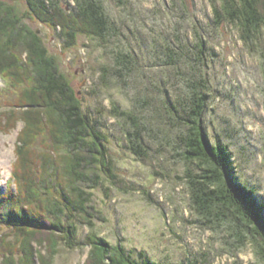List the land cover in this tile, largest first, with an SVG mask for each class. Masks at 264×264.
Wrapping results in <instances>:
<instances>
[{
  "label": "rangeland",
  "instance_id": "374dc122",
  "mask_svg": "<svg viewBox=\"0 0 264 264\" xmlns=\"http://www.w3.org/2000/svg\"><path fill=\"white\" fill-rule=\"evenodd\" d=\"M57 1L67 9L74 5V0ZM100 1L111 21L109 33L103 39L79 35L65 52L53 28L25 19L57 56L84 110L100 116L115 176L111 181L102 172L101 184L92 189L93 227L78 225L79 245L73 249L60 240L52 263L85 264L90 246L84 237L94 231L112 244L121 243L137 258L144 251L169 264H260L254 240L240 242L229 226H216L193 207L184 177L187 164L179 155L181 129L168 115L164 100L177 103L186 97L189 80L204 77L211 94L203 116L206 130L212 140L218 137L229 145L234 176L253 188L264 215L261 40L246 44L236 25L214 24L208 0ZM18 5L25 10L24 2ZM119 52L129 54L125 60L131 62L130 73L121 75L126 69L121 68ZM102 66L109 68L106 84L100 79ZM7 81L0 77V109ZM114 104L145 122L142 147L128 140L132 123L113 115ZM22 128L19 122L0 131L1 194L16 187L12 169ZM15 234L0 226V264L5 239L12 243Z\"/></svg>",
  "mask_w": 264,
  "mask_h": 264
},
{
  "label": "trees",
  "instance_id": "16d2710c",
  "mask_svg": "<svg viewBox=\"0 0 264 264\" xmlns=\"http://www.w3.org/2000/svg\"><path fill=\"white\" fill-rule=\"evenodd\" d=\"M208 1L213 23L236 25L246 44L261 40L264 59V0ZM21 2L25 10L18 5ZM25 19L53 28L63 52L76 44L79 35L103 39L111 21L100 0H74L69 9L57 0H0V77L8 80V88L5 84L3 88L6 101L0 109V131L23 123L12 169L16 187L0 193V226L16 233L12 243L5 239L1 264H53L60 240L73 249L79 245L78 225L93 227L92 189L101 184L102 172L111 181L115 176L100 116L84 110L57 56ZM118 54L121 68L126 69L120 74L130 73V61L125 60L129 54ZM100 72L106 84L109 68L102 66ZM204 80L201 74L189 80L186 97L177 103L164 100L168 115L181 129L177 139L179 155L187 164L184 177L189 196L209 222L229 226L240 242L254 240L260 264H264L262 205L253 188L234 176L229 145L218 137L212 140L206 130L203 116L211 94ZM113 110L114 116L131 121L126 137L133 147H142L145 122L116 104ZM84 244L90 246L85 264H169L153 260L144 251L137 258L121 243L112 244L94 231L85 235Z\"/></svg>",
  "mask_w": 264,
  "mask_h": 264
}]
</instances>
